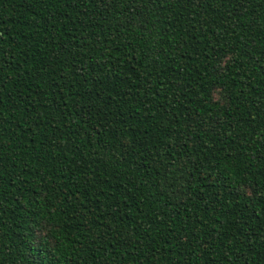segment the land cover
Instances as JSON below:
<instances>
[{
    "label": "trees",
    "instance_id": "16d2710c",
    "mask_svg": "<svg viewBox=\"0 0 264 264\" xmlns=\"http://www.w3.org/2000/svg\"><path fill=\"white\" fill-rule=\"evenodd\" d=\"M0 264H264V0H0Z\"/></svg>",
    "mask_w": 264,
    "mask_h": 264
}]
</instances>
